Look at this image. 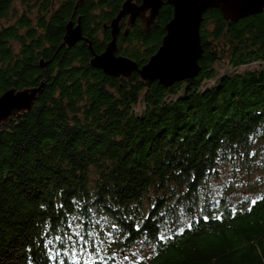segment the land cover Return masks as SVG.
<instances>
[{
	"label": "trees",
	"instance_id": "trees-1",
	"mask_svg": "<svg viewBox=\"0 0 264 264\" xmlns=\"http://www.w3.org/2000/svg\"><path fill=\"white\" fill-rule=\"evenodd\" d=\"M24 1L0 0V96L45 86L0 128V264H264V11L209 10L199 75L165 88L91 66L125 0H67L51 20L39 0L37 26ZM172 18L137 21L118 54L142 67Z\"/></svg>",
	"mask_w": 264,
	"mask_h": 264
},
{
	"label": "water",
	"instance_id": "water-1",
	"mask_svg": "<svg viewBox=\"0 0 264 264\" xmlns=\"http://www.w3.org/2000/svg\"><path fill=\"white\" fill-rule=\"evenodd\" d=\"M165 4L173 8V18L165 26L166 34L158 51L142 67L127 57L119 56L117 38L122 30V20L128 17L127 25L133 27L137 19H141L145 30L149 31ZM212 9H218L226 21L236 23L262 13L264 0H141L140 5L134 0H125L118 15L110 23L111 41L101 54L93 52L91 66L116 78H130L137 73L142 80L158 82L165 88L194 79L201 71L199 61L204 53L201 25L204 15ZM82 40L80 21L77 25L69 22L62 45L71 48ZM49 63L41 61L40 67L45 68ZM44 86L42 82L35 88H12L4 92L0 96V128L9 118L31 111Z\"/></svg>",
	"mask_w": 264,
	"mask_h": 264
},
{
	"label": "flooded vegetation",
	"instance_id": "flooded-vegetation-1",
	"mask_svg": "<svg viewBox=\"0 0 264 264\" xmlns=\"http://www.w3.org/2000/svg\"><path fill=\"white\" fill-rule=\"evenodd\" d=\"M47 0H43V2H41V5H45V2H46ZM48 1H51V4H52V7H51V9H50V13H49V15H48V19L50 18V20L52 19V18H54L55 17V14H56V10H58V9H60V7H62L63 6V4H64V2H66L67 0H48ZM134 2L136 3V4H141V0H140V2L138 3V2H136L135 0H134ZM39 3V0H32V2H25L24 1V4H21L20 5V15H22V16H25V17H28V20H30V23L32 24V25H34V26H37V24H38V21H39V14H41V11L39 10V8H41V5L40 4H38ZM30 6H32V7H34L35 8V11H33L32 13H33V15H30V13H28L27 12V9L30 7ZM37 6V7H36ZM164 7V6H163ZM162 7V8H163ZM162 8L160 9V11H159V14H158V16L160 15V12H161V10H162ZM147 16L149 15V12L146 14ZM46 16V15H45ZM157 16V17H158ZM157 17H156V19H157ZM156 19H155V21H154V23L151 25V28H152V26L155 24V22H156ZM127 20H128V17H126V18H124L123 20H122V22H124L125 21V26H123V25H121V28H122V30H121V33L119 34V36H118V38L117 39H119L120 38V36H121V34H124L125 36H127L128 35V32H129V29L131 28V27H129L128 25H127ZM141 21V19H137V21ZM73 22L74 24L76 23V22H74L73 21V19H70L69 21H68V23L69 22ZM136 21V22H137ZM121 22V23H122ZM78 23V22H77ZM76 23V24H77ZM141 23H142V21H141ZM136 24V23H135ZM135 26V25H134ZM151 28H150V30L149 31H151ZM125 30V31H124ZM124 31V32H123ZM126 31H127V34H126ZM149 31H147V32H149ZM166 34V33H165ZM112 36V35H111ZM112 39V38H111ZM119 55V54H118ZM120 56V55H119Z\"/></svg>",
	"mask_w": 264,
	"mask_h": 264
},
{
	"label": "snow or ice",
	"instance_id": "snow-or-ice-1",
	"mask_svg": "<svg viewBox=\"0 0 264 264\" xmlns=\"http://www.w3.org/2000/svg\"><path fill=\"white\" fill-rule=\"evenodd\" d=\"M252 203H256L255 200L252 201ZM249 211H251V209H249ZM189 227H191V225H189ZM77 235H79V233H77ZM165 237L163 235H161L160 239H164ZM70 239V238H69ZM81 239H83V237H81ZM57 240H60V237H57ZM61 264H63V262L61 261Z\"/></svg>",
	"mask_w": 264,
	"mask_h": 264
},
{
	"label": "rangeland",
	"instance_id": "rangeland-1",
	"mask_svg": "<svg viewBox=\"0 0 264 264\" xmlns=\"http://www.w3.org/2000/svg\"><path fill=\"white\" fill-rule=\"evenodd\" d=\"M20 4H19V2H16V6H19ZM222 71H221V73L224 71V70H226V68H222L221 69Z\"/></svg>",
	"mask_w": 264,
	"mask_h": 264
}]
</instances>
